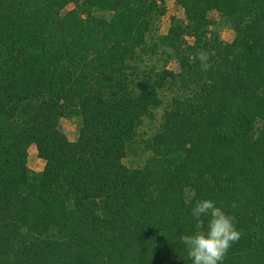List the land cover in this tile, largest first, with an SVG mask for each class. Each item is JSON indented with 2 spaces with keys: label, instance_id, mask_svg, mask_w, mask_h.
Wrapping results in <instances>:
<instances>
[{
  "label": "trees",
  "instance_id": "1",
  "mask_svg": "<svg viewBox=\"0 0 264 264\" xmlns=\"http://www.w3.org/2000/svg\"><path fill=\"white\" fill-rule=\"evenodd\" d=\"M174 2L0 0V264H264V0Z\"/></svg>",
  "mask_w": 264,
  "mask_h": 264
},
{
  "label": "clouds",
  "instance_id": "2",
  "mask_svg": "<svg viewBox=\"0 0 264 264\" xmlns=\"http://www.w3.org/2000/svg\"><path fill=\"white\" fill-rule=\"evenodd\" d=\"M196 58L200 61L202 71L210 69V54L207 51L199 50ZM231 207L235 209L237 204L233 202ZM191 215L195 220V231L181 235L179 241L186 246L192 264H221L232 244L241 238L235 215L225 212L223 207L207 198L196 202Z\"/></svg>",
  "mask_w": 264,
  "mask_h": 264
},
{
  "label": "rangeland",
  "instance_id": "3",
  "mask_svg": "<svg viewBox=\"0 0 264 264\" xmlns=\"http://www.w3.org/2000/svg\"><path fill=\"white\" fill-rule=\"evenodd\" d=\"M168 3H169V10H170L169 14L171 15L172 13H175V12L177 13L178 8L176 7L174 0H168ZM167 27H168L167 23H165L164 29H167ZM223 36H226L225 32H223ZM64 126L72 138L76 137V134H77L76 132L78 128L77 120L75 119L67 120L65 121ZM31 159L33 161H35L36 159V150L34 148L31 149Z\"/></svg>",
  "mask_w": 264,
  "mask_h": 264
}]
</instances>
